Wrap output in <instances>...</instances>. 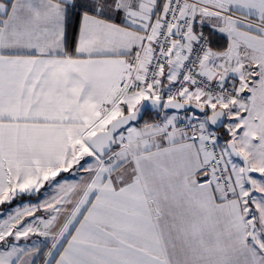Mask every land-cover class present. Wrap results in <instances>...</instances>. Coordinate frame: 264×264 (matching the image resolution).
<instances>
[{"label": "snow or ice", "instance_id": "1", "mask_svg": "<svg viewBox=\"0 0 264 264\" xmlns=\"http://www.w3.org/2000/svg\"><path fill=\"white\" fill-rule=\"evenodd\" d=\"M0 264H264V0H0Z\"/></svg>", "mask_w": 264, "mask_h": 264}]
</instances>
